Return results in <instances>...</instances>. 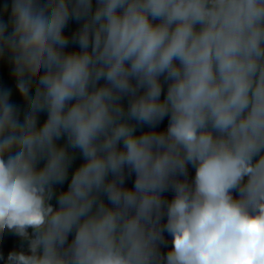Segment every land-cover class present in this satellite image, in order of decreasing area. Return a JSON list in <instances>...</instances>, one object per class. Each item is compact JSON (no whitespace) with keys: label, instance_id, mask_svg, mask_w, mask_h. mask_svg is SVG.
Here are the masks:
<instances>
[{"label":"clouds","instance_id":"clouds-1","mask_svg":"<svg viewBox=\"0 0 264 264\" xmlns=\"http://www.w3.org/2000/svg\"><path fill=\"white\" fill-rule=\"evenodd\" d=\"M6 52L3 264H264V0H11Z\"/></svg>","mask_w":264,"mask_h":264},{"label":"trees","instance_id":"trees-1","mask_svg":"<svg viewBox=\"0 0 264 264\" xmlns=\"http://www.w3.org/2000/svg\"><path fill=\"white\" fill-rule=\"evenodd\" d=\"M7 4L8 5V11L0 14V19L4 20L7 22L9 14H10V8H11V0H0V8H3V6ZM93 7H95V3H93ZM82 21H78L74 18H70L69 21L67 22V25L64 29V32L69 40L68 45L66 46V51H75L79 49L78 43H76L72 37L73 34L78 30L80 27V24ZM40 73V69L37 67H34L32 70V76L33 79L38 78ZM23 76V71H22V66L20 62L15 59L14 54H10L6 52L3 56H0V86H4L6 83L9 81L17 88L21 99L22 103L27 102L28 95L30 93V86L25 83V84H20L19 82V77ZM165 90H166V85H165ZM162 98H163V92H162ZM122 103H124L125 106H127V99L125 98ZM47 113L46 112H41L38 113L37 117V122L38 124H42L43 121L46 119ZM167 117L159 123L156 128L157 130H163L167 127ZM148 129L147 125H140L137 126L136 132L137 134H140L143 131H146ZM66 138L61 137L57 143L63 144L65 143ZM70 153L72 154V160L69 165V174L66 180L64 181L63 184L56 185L54 187L55 192H59L62 190H65L68 186V183L70 182L71 179V174L72 172L83 162V157L79 150H74V149H69ZM195 171L193 168L192 174L189 176L191 179L194 177ZM134 174L130 177H127L125 180V186L127 187H132L134 183ZM173 193L171 191L163 193V198L166 200H171ZM52 203H55V199H53ZM29 232H31V229H29ZM165 240L171 241V237L168 236L167 233L164 234ZM69 240H71V236L69 235ZM171 245H169L170 247ZM163 249L161 252L166 253L167 248H161ZM24 250L25 252L27 251V240H25L22 237L17 236L14 232L8 229H0V255H2L5 259L7 257V254L12 251H20ZM0 264H3V261H0Z\"/></svg>","mask_w":264,"mask_h":264},{"label":"rangeland","instance_id":"rangeland-1","mask_svg":"<svg viewBox=\"0 0 264 264\" xmlns=\"http://www.w3.org/2000/svg\"><path fill=\"white\" fill-rule=\"evenodd\" d=\"M192 171H193V168L189 165V167H188V176H190L191 174H192ZM70 236H71V238H72V234H70ZM69 239V238H68ZM70 241V240H69ZM167 242H168V246L169 245H171V241H168V240H166ZM162 248H164V247H162ZM163 249H161V251H162Z\"/></svg>","mask_w":264,"mask_h":264}]
</instances>
